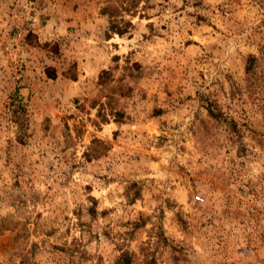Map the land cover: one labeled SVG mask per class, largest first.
<instances>
[{
	"label": "rangeland",
	"instance_id": "374dc122",
	"mask_svg": "<svg viewBox=\"0 0 264 264\" xmlns=\"http://www.w3.org/2000/svg\"><path fill=\"white\" fill-rule=\"evenodd\" d=\"M0 264H264V0H0Z\"/></svg>",
	"mask_w": 264,
	"mask_h": 264
},
{
	"label": "built area",
	"instance_id": "2783aa9c",
	"mask_svg": "<svg viewBox=\"0 0 264 264\" xmlns=\"http://www.w3.org/2000/svg\"><path fill=\"white\" fill-rule=\"evenodd\" d=\"M200 199H202V197H200Z\"/></svg>",
	"mask_w": 264,
	"mask_h": 264
}]
</instances>
